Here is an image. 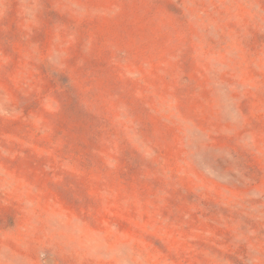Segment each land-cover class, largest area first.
<instances>
[{"label": "rangeland", "instance_id": "374dc122", "mask_svg": "<svg viewBox=\"0 0 264 264\" xmlns=\"http://www.w3.org/2000/svg\"><path fill=\"white\" fill-rule=\"evenodd\" d=\"M0 264H264V0H0Z\"/></svg>", "mask_w": 264, "mask_h": 264}]
</instances>
